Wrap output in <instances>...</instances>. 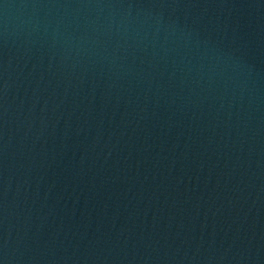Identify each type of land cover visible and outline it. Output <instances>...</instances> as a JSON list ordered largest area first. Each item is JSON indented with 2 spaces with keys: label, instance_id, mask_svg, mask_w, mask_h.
<instances>
[{
  "label": "water",
  "instance_id": "water-1",
  "mask_svg": "<svg viewBox=\"0 0 264 264\" xmlns=\"http://www.w3.org/2000/svg\"><path fill=\"white\" fill-rule=\"evenodd\" d=\"M0 264H264V0H0Z\"/></svg>",
  "mask_w": 264,
  "mask_h": 264
}]
</instances>
